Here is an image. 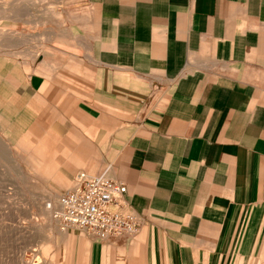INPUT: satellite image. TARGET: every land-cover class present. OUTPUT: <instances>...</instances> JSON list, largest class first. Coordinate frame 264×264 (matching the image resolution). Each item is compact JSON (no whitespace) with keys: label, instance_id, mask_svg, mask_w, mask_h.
<instances>
[{"label":"crops","instance_id":"obj_1","mask_svg":"<svg viewBox=\"0 0 264 264\" xmlns=\"http://www.w3.org/2000/svg\"><path fill=\"white\" fill-rule=\"evenodd\" d=\"M85 1V61L0 67L2 128L48 138L55 193L103 175L139 222L65 230L62 264L264 260V0Z\"/></svg>","mask_w":264,"mask_h":264},{"label":"rangeland","instance_id":"obj_2","mask_svg":"<svg viewBox=\"0 0 264 264\" xmlns=\"http://www.w3.org/2000/svg\"><path fill=\"white\" fill-rule=\"evenodd\" d=\"M88 15L85 0H0V67L85 61ZM2 126L0 118V264H62L70 233L53 216L58 195L49 182L48 138L11 140Z\"/></svg>","mask_w":264,"mask_h":264},{"label":"built area","instance_id":"obj_3","mask_svg":"<svg viewBox=\"0 0 264 264\" xmlns=\"http://www.w3.org/2000/svg\"><path fill=\"white\" fill-rule=\"evenodd\" d=\"M126 186L103 175L79 173L74 185L58 196L53 216L63 230H76L100 239L132 236L139 228L124 200Z\"/></svg>","mask_w":264,"mask_h":264},{"label":"bare ground","instance_id":"obj_4","mask_svg":"<svg viewBox=\"0 0 264 264\" xmlns=\"http://www.w3.org/2000/svg\"><path fill=\"white\" fill-rule=\"evenodd\" d=\"M47 208H49V210H50V208H51V204L50 203L47 205Z\"/></svg>","mask_w":264,"mask_h":264}]
</instances>
